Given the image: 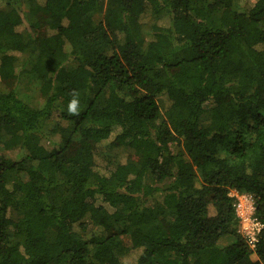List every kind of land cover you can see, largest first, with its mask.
<instances>
[{
    "label": "trees",
    "instance_id": "1",
    "mask_svg": "<svg viewBox=\"0 0 264 264\" xmlns=\"http://www.w3.org/2000/svg\"><path fill=\"white\" fill-rule=\"evenodd\" d=\"M237 1L0 0V264H264V0Z\"/></svg>",
    "mask_w": 264,
    "mask_h": 264
},
{
    "label": "rangeland",
    "instance_id": "2",
    "mask_svg": "<svg viewBox=\"0 0 264 264\" xmlns=\"http://www.w3.org/2000/svg\"><path fill=\"white\" fill-rule=\"evenodd\" d=\"M22 2H23V4H22V9H23V12L22 13H24V6H25V4L27 3V1L28 0H21ZM38 2H42L43 0H37ZM252 3H253V0H239V1H237V3H236V5H237V9L239 10V11H241V12H246V11H248L250 8H251V6H252ZM95 20L96 21H99V20H101V16H97L96 18H95ZM142 22H144V23H147L148 21L147 20H142ZM161 23L162 24H165V22H162L161 21ZM21 63V62H20ZM19 63V64H20ZM24 82H26V77L23 79V82H22V86H20V91H21V93L24 95L23 96V98H25V99H28V100H33L34 102H41V100L39 99V94H38V92H37V89H36V87H35V85H34V83L31 81L30 82V84L29 85H23V83ZM2 89H3V86H2V84H1V82H0V91H2ZM159 103H160V106H167L168 105V100L167 99H165V98H163L162 100H160L159 101ZM210 107L208 106V105H206V110H208ZM201 121H202V124L203 125H206L207 123H208V121H209V112L207 111V112H205L204 113V115L202 116V118H201ZM50 147H51V145H50ZM17 153H18V151L17 150H15V151H12V152H9V153H2V155H7L8 157H15L16 155H17ZM106 155L107 156H111V153L110 152H108V151H106ZM113 160V159H112ZM113 166H114V164H112L111 166H107L106 167V165L104 164V163H99V165L96 167V170L99 172V173H101V174H108L109 173V171L111 170V169H113ZM105 167H106V169H105ZM170 183H169V180H167V181H165L164 183H162L161 185H160V187H166L167 185H169ZM98 203H100V204H103L102 202H98ZM105 205V204H104ZM110 209V208H109ZM110 211H112L111 209H110ZM87 219V218H86ZM76 230H78V228L76 227ZM230 238H228V240H229ZM230 241V240H229ZM122 242L126 245V246H129L130 245V243H129V239H128V237H122ZM226 242H227V239L226 240H224V241H219V245H221V246H223V245H225L226 244ZM252 258V260H256L257 258L255 257V256H252L251 257Z\"/></svg>",
    "mask_w": 264,
    "mask_h": 264
},
{
    "label": "built area",
    "instance_id": "3",
    "mask_svg": "<svg viewBox=\"0 0 264 264\" xmlns=\"http://www.w3.org/2000/svg\"><path fill=\"white\" fill-rule=\"evenodd\" d=\"M233 198L232 207L239 220V234L252 250L258 241V235L263 229V224L255 216V206L252 197L248 194L231 191Z\"/></svg>",
    "mask_w": 264,
    "mask_h": 264
}]
</instances>
